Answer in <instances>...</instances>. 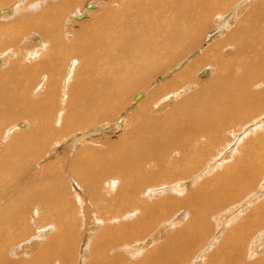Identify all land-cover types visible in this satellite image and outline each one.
Returning <instances> with one entry per match:
<instances>
[{
    "label": "bare ground",
    "instance_id": "1",
    "mask_svg": "<svg viewBox=\"0 0 264 264\" xmlns=\"http://www.w3.org/2000/svg\"><path fill=\"white\" fill-rule=\"evenodd\" d=\"M16 1L0 0V4L4 2L11 5ZM78 1L22 0L14 9L6 7L0 10V14H5L2 19L9 16L17 18L12 23H0V60L4 55L1 52L6 51L9 45L16 46L24 54L27 43H23L22 36L28 40L25 36L27 32L31 34L38 31L39 34L35 33L33 37L40 38V42L29 47L27 53L36 64L23 67L20 62L24 59L18 54L20 60L14 59L17 62L12 63L11 59V64L0 67V264H12L15 258H18L17 264H71L72 260L74 262V251L80 244L78 237L81 236L77 235L80 229L81 232L85 231V240L80 241L83 243L81 264H184L214 231L210 216L234 204L235 197L250 188V180L255 179L252 168L261 170L264 166V146L256 147L259 141L249 137L253 133L255 135L256 131L264 135V112L261 116L252 117L259 108L264 107V87L259 84H264V51L260 52L264 44V0H109L102 7L104 13L93 12V19L89 22L79 21L87 12L77 14L78 22H83L80 25L77 20L74 21L75 16L69 14L72 12L69 7L71 9ZM115 3L119 6L113 11ZM90 4L95 7V3ZM240 5L245 7L240 9ZM67 9L69 11L65 12ZM120 14L127 16L122 19ZM66 18L73 21L64 25ZM213 23L215 27L210 25ZM209 29L211 31L208 33ZM207 33L211 38L218 37L216 44L211 42L214 46L207 47L205 52L195 58L190 56L187 62H181L180 65L185 67L180 68L177 75L165 84L153 89L151 82L144 84V79L170 67L195 45H200L201 38ZM119 44L121 47L118 48ZM227 45L233 47V53L222 52ZM117 48H121V55ZM108 51L118 54L111 58ZM40 53L42 57L38 60ZM117 56H121V59ZM209 63L214 68L206 66ZM108 67L113 68L109 79V73L106 72ZM200 67L203 69V72L200 70L202 75L210 77L214 73L209 81L205 75L206 79L201 81H207L203 83L204 86L199 82ZM116 73L117 76L122 74L124 86H121L123 89L120 87L122 93L118 101L128 99L142 87L141 91L135 93V99L141 100L144 95L143 100L139 102L138 110L128 116V121L133 120L138 113L142 117L143 108L159 93L171 97L174 92L184 90L182 94H188L168 109L167 114L148 117L144 120L146 124L136 126L134 131L120 138L116 148L125 154L122 152L119 157L114 155V149L111 148H115L114 143L109 146L108 153L100 150L110 143L105 137L94 139L95 142L99 141L97 145H93V148L85 145L87 147L76 152L74 157L60 155L63 159H48L50 161L46 160L43 167L34 164L36 161L33 157L37 156L38 149L47 151L49 148L52 141L49 138L57 136L58 139V134L62 135L65 130L85 128L102 117L112 119L113 113L117 111V106L112 103L116 94L112 91L108 95L106 86L116 84ZM62 75L64 79L69 77L73 91L68 93V109L71 111L66 112L65 121L58 125L61 122L55 123V118H58L55 99L58 94H62L58 93ZM40 78L44 79V83L36 91L42 80ZM93 82L97 85L95 91L90 88ZM79 92L83 93L82 103L75 101L82 94ZM237 115L247 117L248 124L246 127L242 124V128L232 132H242V137L244 134L247 136L246 142L242 140L238 146L241 149L244 144L249 155L255 147L261 153L256 161L253 158L248 160V156L242 153L236 155L234 160L237 162L227 161L224 168L228 171L222 169L223 174H226L216 173L207 178L212 174L205 177L207 169L211 171L223 166H216L217 162L206 168L205 156L215 155L220 146L222 148L218 153L224 151L226 145H231L230 140L229 144H222L226 139L223 134L228 121L241 118ZM7 116L11 122L23 116L30 118V122L18 123L17 127L16 124L12 125L15 126L14 131L9 130L10 125H7V133H11L10 138L4 141L2 120ZM19 125L23 128H18ZM185 132H188L187 137H182L184 134L179 136ZM134 133L138 134L137 142L133 143L140 152L137 158L135 152L127 155L134 148L130 143L132 139H129ZM84 134L75 136L73 143L80 142L79 138ZM65 136L69 137L68 134ZM4 147L7 150L2 149ZM54 149L60 151L59 148ZM145 160L153 161L142 166ZM232 166L235 167V174L231 173ZM6 167L11 169L7 168L6 171L3 169ZM34 170L32 176L30 171ZM180 179L183 181L176 183ZM167 183L174 184L165 186L166 193L160 192V187ZM261 186L258 191L264 193ZM75 188L82 194L76 193ZM242 207L243 202L233 210L232 217L224 214L227 217L221 226L225 231L221 237L220 234L216 236L220 240L212 247L214 251L205 255L202 264H264V256L250 262L245 260L246 250L249 249L247 240L250 238L252 243V236H256L260 226L264 225V200L253 206L247 215L248 211H243L245 216H241ZM178 209L185 212L182 214L187 219L182 226L179 225L181 227L171 229L173 232L165 233L164 239L156 242L152 248L142 250V253L140 249H144L143 245L147 246L150 241L142 243L141 248L134 249L131 246L133 236L145 237L153 234L157 228L160 232V227H154L162 224L170 211ZM182 218L168 221L172 225ZM217 226L221 229V226ZM260 236L264 250V233ZM24 238L31 242L28 247L43 243L36 252L28 254V249L27 256H22L23 251H18L21 250L19 242ZM255 245V250L260 253L258 244ZM116 246H128L134 249L131 251L134 254L138 251V260L127 261L123 251H114Z\"/></svg>",
    "mask_w": 264,
    "mask_h": 264
},
{
    "label": "rangeland",
    "instance_id": "2",
    "mask_svg": "<svg viewBox=\"0 0 264 264\" xmlns=\"http://www.w3.org/2000/svg\"><path fill=\"white\" fill-rule=\"evenodd\" d=\"M107 1H109V0H80V1H78V3L76 4V5H73L72 7H71V9H70V7H69V10L70 11H72L71 13H69L70 15H74L75 16V18H74V21H76L77 22V24H81V23H83V22H78V18H76V15L77 14H80L81 12H87V14L86 15H84V14H82V16H83V18L82 17H80L79 18V21H84V22H89L90 20H92L93 19V17H92V13L93 12H98V14H103L104 13V11H103V9H102V7L104 6V5H106L107 4ZM22 2V0H17L16 2H13V3H11V5H9V3H1L0 4V10L1 9H5L6 7H8V8H10V9H14V7L16 6V4H19L20 5V3ZM90 3H95L94 5H95V7L93 8L92 7V5L90 4ZM89 4V5H88ZM118 4L119 5H122V4H120V2H118ZM117 3H115L114 4V6H115V8L113 9V11H115V10H117L116 8H118V5ZM245 4V3H244ZM243 4V5H244ZM243 5H240L239 6V8L240 9H243L245 6H243ZM77 8H78V10H77ZM81 9V10H80ZM68 9H67V11L65 10V12H68L69 11ZM75 10H77L76 12H73V11H75ZM248 11V10H247ZM7 15V14H6ZM19 16H20V12H19ZM120 16H122L121 18L123 19V16L124 15H122V14H120ZM125 16H127V14H125ZM124 16V17H125ZM5 17V14H0V23H12V22H14V21H16L17 20V18H15V17H12V16H9L8 18H5L6 19V21H5V19H2V18H4ZM69 19V20H68ZM83 19V20H82ZM3 20V21H2ZM70 20H72L71 18H66L65 20H64V25H67V24H70L72 21H70ZM208 20V19H207ZM211 23V22H210ZM211 26H214L215 27V24L213 23V24H210ZM259 26V25H258ZM213 27V28H214ZM75 28H78V27H75ZM136 28H137V26H136ZM135 28V29H136ZM213 28H211V30L213 29ZM227 28H231V27H227ZM210 29H209V31H208V33L211 31ZM214 30H215V28H214ZM35 31V30H34ZM114 31H116V33H117V29H115ZM119 31V30H118ZM31 32V31H30ZM39 34V32L37 31V32H31V34L29 33L28 34V32L25 34V36H26V39H28V40H25V39H23V38H25L24 37V35L22 36V41H23V43L24 44H26V49H25V51H24V54H23V52H20L21 50H18L19 48H16V46L14 47V46H7V52L4 50L3 52H1V55L2 54H4V55H2L1 56V59L2 60H0V67H3V68H5L4 67V65L6 64V63H9V64H11V59H12V63H15V62H17V61H14V59H21L22 58V62H20V65L22 64V66L24 65V66H30L29 64H36L35 63V61L34 60H30L29 59V55L27 54L28 52H29V50H28V48L29 47H32V45H35V44H38L37 43V41L38 42H40V38H35V37H33L34 35L33 34ZM208 33L207 34H205V37L203 36L202 38H201V42H200V45L199 44H197V46L195 45L193 48H191L190 49V51H189V53L188 54H186V56H182L181 58H179V59H177L175 62H173L171 65H170V67H168V68H165L164 70H160L159 72H157V74L156 75H153V76H150V77H148L147 79H144V84L148 81V83H150V86H151V88L153 89V87H159L160 85H162V83L163 84H165L167 81H169L170 79H172L173 78V76H175V75H177V73H178V70L180 69V68H182L184 65H180V63L182 62H187V61H189L188 59H190L192 56L195 58V56L197 57V55H199L201 52L203 53V52H205V50H206V48L208 47V48H210L211 46H214L215 44H216V42H217V40H218V37H214V38H211V36H209L208 35ZM29 35L31 36L30 38H28L29 37ZM210 35H213V34H210ZM39 37V36H38ZM203 39H204V41H203ZM36 41V42H35ZM205 42V43H204ZM211 42H215V44L214 45H211ZM30 44H31V46H30ZM112 45H114V47H115V44H114V42H112L111 43ZM111 44H107V45H111ZM205 44H206V47H205ZM14 47V48H13ZM118 48L119 47H121V45L119 44L118 46H117ZM200 47V48H199ZM10 48V49H9ZM16 48V49H15ZM117 48V49H118ZM197 48H199V49H197ZM16 51H15V50ZM199 51L198 53H196V51L197 50ZM9 50H11L9 53H8V51ZM13 50V51H12ZM119 51H120V55H121V48L120 49H118ZM232 50H233V47H231L230 45L228 46L227 45V47L222 51L223 53H225V54H227V52H232ZM0 51H2V50H0ZM14 51H15V53L16 52H18V53H14ZM235 51V50H234ZM262 51H264V44H263V46L261 47V50H260V52L262 53ZM193 52V53H192ZM6 53V54H5ZM108 53L110 54V56H111V58L112 57H115L118 53H112L111 51H108ZM233 53V52H232ZM12 54H14L13 56H12ZM22 55V57L21 58H19V55ZM116 54V55H115ZM194 54V55H193ZM16 55V56H15ZM220 55V54H219ZM4 56H6L5 58H4ZM38 60L42 57V53H40V55L38 54ZM191 56V57H190ZM221 56V55H220ZM10 57V58H9ZM192 57V58H193ZM26 58H28V60L26 59ZM117 58L118 59H121V56H117ZM220 58H223L222 56L220 57ZM26 60V61H25ZM213 60V59H212ZM8 61V62H7ZM28 62V63H27ZM4 64V65H3ZM187 64V63H186ZM185 64V65H186ZM23 66V67H24ZM206 66H208V67H210V68H214L213 67V64L212 63H209L208 65H206ZM177 67V68H176ZM185 67V66H184ZM108 69L109 70H107L106 72L107 73H109V74H107L108 75V79H109V75H110V73L112 72L111 70H113V68L112 67H108ZM200 70H202L201 72H203V69H202V67H200L199 68V73H201L200 72ZM110 71V72H109ZM169 71H172V72H169ZM181 71V70H180ZM212 72H213V70H211ZM174 72H175V74H174ZM177 72V73H176ZM171 73V74H170ZM118 74H120V73H118ZM169 74V75H168ZM214 74V73H213ZM213 74H212V76H210L211 78L213 77ZM198 75V73L196 74V76ZM206 76H208L207 74H205ZM205 75H202V73L200 74V76L201 77H199L200 78V80H199V82H200V85H202V86H204L205 84H203V83H206L207 81H209L210 80V77L208 76V77H206ZM120 76V78H118ZM203 76V77H202ZM63 77V78H62ZM121 77H122V74H120V75H118L117 76V73L115 74V80H116V84H113L112 86H110L109 87V85L108 86H106L107 87V89H106V91H107V93H108V95H109V93L111 92L112 93V91L114 92L115 91V94H116V96H115V98L113 99V101L114 102H112V103H114L113 105L114 106H117V111L116 112H114L113 113V117H112V119L110 120H108V118L107 119H105L104 117H102V118H99V119H97L96 121H95V123L94 124H90L89 126H87V127H85V128H80V129H78V128H74V129H70V130H65L64 132H63V134L62 135H59L58 134V139L56 138L57 136H55V137H53V138H49L50 140H52V141H50V146H49V148L47 149V151H44V150H42V148H39L38 149V153H37V156H34L33 157V160L34 161H36V162H34V164H36V165H39L38 167H40L41 165V167H43V164H45L46 162H48V161H50V160H48V159H51V161L52 160H56L57 158L58 159H63L62 157L64 156V155H68V156H70V157H74L75 156V154H76V152H78V151H80V150H82V149H84L85 147H87V146H89V147H91V148H93L92 146L94 145H97L98 143H99V141H94V139H98V138H102V139H104L105 137H107L108 138V140H109V142L110 143H108L107 144V146L105 147V146H103V148L102 149H100V150H103V152H105V153H108L109 152V146L111 145V144H115V148L114 147H111L112 148V150H113V153H114V155L116 156V157H119V156H121L123 153L122 152H124L123 150H122V152L120 151V149L119 148H116V146L118 147V145H119V142H120V138H122V137H124L125 136V134L126 133H128V132H132V131H134L135 130V128H136V126H138V125H141L142 123H145V119H148V117H156V116H159V115H161V114H167L168 113V109H170L171 107H173V106H175L180 100H181V97L182 96H185L186 94H188V93H186V94H182V93H184L183 91L184 90H178V91H176V92H174L172 95H174V96H172V95H170L171 97H169V95H167V96H165V93H159V96H157V97H154V99H153V101L150 103V104H148V106L146 107V108H143V110H145L144 111V113H142V117H140V115H139V113L137 114V115H135L134 117H133V120H131V121H128L127 120V118H128V116L129 115H131L134 111H136V110H138V108L140 107V104L141 103H139V102H141V100H143V97H144V95H142V99L141 100H137V98L135 99V93L136 92H139V91H141L140 89L142 88H140V89H138V91L136 90L132 95H130V96H128V99H125V100H123V101H118V99L120 98V95H121V93H122V91H121V88L122 87H124V86H122V84H123V82H122V80H121ZM207 78V81H205V82H201V81H204L206 78ZM40 79H42L41 80V82H40V84L39 85H37L38 87H36L37 89H36V91H38L40 88H41V83L43 84L44 83V79L43 78H40ZM50 79V78H49ZM120 79V80H119ZM69 80V77H66L65 79H64V76L62 75V76H60V84H62V85H59L58 86V90H59V88H60V92H58V93H62V94H58L57 96L58 97H56V99H55V101H56V105H58V111H57V117L58 118H55V123H57V122H61V123H57L58 125L60 124H62L64 121H65V116L67 115V113L66 112H70L71 110H69L68 109V105L70 104L69 102H70V98L68 97V93H69V91H73V89H72V82H71V84H70V82L68 81ZM119 80V81H118ZM49 81V80H48ZM108 81V80H107ZM117 81H118V83H117ZM120 82V83H119ZM202 83V84H201ZM69 84V86H67ZM121 84V85H120ZM259 84H260V86L261 87H264V84H263V82H259ZM93 85V86H92ZM154 85V86H153ZM71 86V87H70ZM122 86V87H121ZM259 86V88H261ZM67 87H69L68 89H67ZM97 87V85H96V83H92L91 85H90V88L91 89H93L94 88V91H95V88ZM105 87V88H106ZM121 87V88H120ZM198 87H196L195 89H197ZM49 89H50V86H49ZM123 89V88H122ZM157 89V88H156ZM110 90V91H109ZM17 91V90H16ZM62 91V92H61ZM67 91V92H66ZM78 90H76L75 92H77ZM192 91V90H191ZM117 92V93H116ZM80 94L82 93V92H79ZM152 93L150 92V95H151ZM62 96V97H61ZM82 97V98H81ZM174 97V98H173ZM58 98V99H57ZM81 98V99H80ZM160 98V101H159V103L157 102L158 101V99ZM62 99V100H61ZM82 100V101H80V100ZM79 99L78 98H76L75 99V101H79V102H83V93L80 95V97H79ZM58 100V101H57ZM64 100V101H63ZM108 100V99H107ZM117 101H118V104H117ZM108 102V104L110 105V103H109V100L107 101ZM62 103V104H61ZM65 103V104H64ZM67 103V104H66ZM157 103H158V105H157ZM230 103H231V101H230ZM65 107V108H64ZM73 107H76V106H73ZM61 109V110H60ZM76 109V108H75ZM264 110V107H262V108H259V111L258 112H256V114L254 115V116H252V117H256V116H261L260 114L262 113V112H264L263 111ZM84 112H86V110H83ZM65 112V113H64ZM235 113V111L233 110V114ZM61 114V115H60ZM154 115V116H153ZM60 116V117H59ZM237 116H239V115H237ZM239 117H241V118H239V119H237L236 121H238V123L235 121V119H233V120H231V121H228L227 122V124L228 125H226L227 127H230L229 128V130L227 129V127H226V130H225V133L223 134V137H225L226 139H224V141H223V143L222 144H226L225 142H227V144H229L228 142H229V140L231 141V145L230 146H228L227 147V145L225 146V149H224V151H221L220 153H218V151H219V149H221L222 147L220 146L219 148H218V150L216 151V154L215 155H217V153L218 154H220V155H217V156H215L214 154H210V155H208V156H205V159H204V162L205 163H207V166H206V168L207 167H209V166H213L214 165V163H217V162H219V163H217L216 164V166H219V165H221V166H223L222 168L220 167V168H217V169H212L211 171H208V169H207V175H205V177H207L208 176V174H210V173H212V174H210L207 178H210L211 176L213 177L216 173L217 174H223V170L225 169V170H227V168H224L225 166H227V163L228 162H230V161H236V160H234V156H235V158L237 157V156H239V155H241V153L245 156H248V157H246L248 160L250 159V160H252V158H253V161H256V159H258V157H259V155H260V153H261V151H258V150H260V149H256V147H262V146H264V135H263V133L262 132H258V131H256L255 132V135H254V133H253V135H250L249 137H252V138H256V141H259L258 142V144H257V146L252 150L253 152H251V154L249 155V153H247V151L245 150V145L243 144V145H241V146H243V147H241V149H240V147L238 146V144L240 143L241 144V141L242 142H244L245 140H246V135L244 134V137H242L243 136V133L242 132H238L237 134H233L232 132H233V130L234 129H240V128H242L244 125H245V127L248 125V124H246V122H247V117H242V115L241 116H239ZM65 118V119H64ZM57 119V120H56ZM59 119V120H58ZM63 119V121H61ZM103 119V120H102ZM251 119V118H250ZM2 120V119H1ZM28 120H29V122H30V118H28V117H19V118H17L16 120H14V121H12L11 122V120H10V118H9V116H7L6 118H4L3 117V120H2V126H3V128H4V130L2 131V138L4 137V141H7L9 138H10V133H11V131L9 132V133H7L9 130H12V131H14L13 130V128L16 126L17 127V125H18V123H22V122H28ZM99 120V121H98ZM124 120V121H123ZM257 120H258V118H257ZM5 122H6V124H5ZM101 122V123H100ZM108 122V123H107ZM231 122V123H230ZM240 122V123H239ZM241 122H243V123H241ZM147 123V122H146ZM145 123V124H146ZM14 124H16L15 126H12V125H14ZM234 124V125H233ZM235 124H238V125H235ZM242 124H244V125H242ZM7 125H10V128L7 126ZM231 125V126H230ZM7 126V127H6ZM121 126V127H120ZM241 126V127H240ZM263 126H264V121H263ZM120 127V128H119ZM245 127H244V129H245ZM255 127V126H254ZM8 128H9V130H8ZM18 128H23V127H20V125L18 126ZM87 128V129H86ZM104 128H107V130L105 131L104 130ZM111 128H114V129H112V131L110 130ZM98 129V130H97ZM8 130V131H7ZM76 130V131H75ZM85 130V131H84ZM89 130H90V132H89ZM251 130H253L252 128H251ZM263 130V129H262ZM78 131V132H77ZM79 131H82L81 133H79ZM66 132H68V133H66ZM70 132V133H69ZM74 132V133H73ZM87 132H89V133H87ZM246 132V131H245ZM85 133V134H84ZM87 133V134H86ZM93 133V135H91ZM66 134H68V136L69 137H67V136H65ZM71 134V135H70ZM82 134H84L82 137H80L79 139V141L80 142H78V143H73V141H72V139L75 137V136H81ZM184 134V136H182ZM188 132H185V133H180L179 134V136L181 137H187L188 135ZM258 134H260V135H258ZM55 135V134H54ZM225 135H227V137L225 136ZM136 136H138V134L137 133H134L133 134V137H130L129 139H132L131 141H130V143H131V146L132 147H134L133 146V143L134 142H137L136 141ZM260 136H263V137H260ZM65 137H66V139H65ZM236 137H237V142H236ZM260 137V138H259ZM93 138V139H92ZM241 138V139H240ZM1 139V138H0ZM57 139V140H56ZM60 139V140H59ZM63 139V140H62ZM83 139V140H82ZM129 139H127V140H129ZM260 139H262V140H260ZM3 140V139H2ZM55 141V142H54ZM171 141H173V140H171ZM255 141V142H256ZM53 142V143H52ZM65 142V143H64ZM118 142V143H117ZM246 142V141H245ZM58 143V144H57ZM260 143V144H259ZM74 144H76V146H75V148L76 149H74ZM85 145H87V146H85ZM66 146V147H65ZM78 146V147H77ZM137 146V145H136ZM135 146V147H136ZM232 146V147H231ZM51 147H54V148H59L60 149V153L59 152H57V150L58 149H56V151H55V149L54 148H51ZM64 147V148H63ZM68 147V148H67ZM133 148V149H130L128 152H127V155L129 156V153L132 155L133 154V152H135L136 153V155H135V157L137 158V157H140V152H139V150H137L136 148ZM62 148V149H61ZM66 148V151L64 150ZM2 149H5V150H7V148H2ZM51 149V150H50ZM217 149V148H216ZM230 149H235L234 151H232V150H230ZM238 149L240 150V151H238ZM35 150H36V147H35ZM116 150V151H115ZM231 152H230V151ZM42 151V152H41ZM70 151V152H69ZM242 151V152H241ZM0 152H2V150H0ZM50 152V153H49ZM52 152V153H51ZM112 152V151H111ZM233 152H237L235 155H232L233 154ZM42 153H44L43 155H42ZM49 153V154H48ZM230 153V154H229ZM239 153V154H238ZM248 155H247V154ZM124 154H125V152H124ZM225 154V155H224ZM258 154V155H257ZM55 155V156H54ZM62 157H61V156ZM228 155V156H227ZM237 155V156H236ZM256 155V156H255ZM0 156H2V153H0ZM59 156V157H58ZM227 156V157H226ZM243 156V157H244ZM61 157V158H60ZM170 157H172V158H174L173 156H170ZM214 157H216L215 159H214ZM242 157V158H243ZM208 158H209V160H208ZM222 158V159H221ZM246 158H245V161H246V163H248L247 162V160H246ZM211 159V160H210ZM220 159V160H219ZM47 160V161H46ZM208 160V161H207ZM46 161V162H45ZM139 162H140V159L138 160ZM137 161V162H138ZM151 161H153V160H148V161H142V166L143 165H148ZM216 161V162H215ZM226 161V163H224ZM228 161V162H227ZM57 162V161H56ZM136 162V161H135ZM138 162V163H139ZM237 162V161H236ZM235 162V163H236ZM98 163V162H97ZM221 163H224L223 165L221 164ZM247 167H249V166H247ZM10 170L11 168H9V167H6V168H3V169H5L6 171L8 170V169ZM135 168V169H134ZM215 168V167H214ZM234 168L235 167H233L232 166V168H230V170H231V173L232 174H235L236 172L234 171ZM133 169L134 170H136V167H134L133 166ZM223 169V170H222ZM233 169V170H232ZM254 171H255V176H254V180H250V182H251V185H250V188H248L247 190L246 189H244L243 191H247V193L246 192H244V194H243V191L242 192H240L241 193V195H243V196H241V195H239L238 197L236 196L235 197V199H236V202H234V204H232V205H230V206H227V207H224V209L222 208V209H220V211H221V213L219 212V210H218V213H216L215 212V214L212 216H210V224L212 225V227L211 228H213V230L214 231H212L211 232V234H210V238H208L207 240H205L206 242H204V244L203 245H201L200 247H198V250L197 251H195V253L193 254V256L191 255V257L188 259V260H186V262H184V264H202V261L204 260V258H205V255L209 252V253H211V252H213L214 251V249H212V247H214L215 245H217L216 243L218 242V240H220V237L223 235V233H224V229H222V223L224 222V220H225V218L229 215L230 217H232L231 216V214H232V212H233V210L234 209H236L237 208V206L238 207H240V204H242V202H243V207L240 209L241 211H242V214H241V216H243L245 213L244 212H246V211H248L245 215H247L250 211H251V209L253 208V206L254 207H256V205H258V203L259 202H261L262 200H264V193H261L260 191H258L260 188V186H261V189H264V166H263V170L261 169V170H258V169H256V168H252ZM202 170H205V169H203L202 168ZM202 170H199L198 172H200V171H202ZM35 171L36 170H34V171H30V173H31V175L33 176L34 174H35ZM228 171V170H227ZM8 173V172H7ZM227 173V172H226ZM226 173H224V174H226ZM223 174V175H224ZM188 176V175H187ZM182 179H180V180H178L179 182H176V183H180V181H181ZM72 181V180H71ZM70 181V182H71ZM167 181V180H166ZM183 181V180H182ZM181 181V182H182ZM254 181V182H253ZM111 182H112V180H111ZM252 182H253V184H254V190L252 191ZM169 184H174V183H167L166 185H163V186H161L160 188V192H161V190L163 191V193H166V192H164L165 191V189H167V187H165V186H167V185H169ZM187 185H189V184H187ZM257 185V186H256ZM46 186L48 187V185L46 184ZM192 187H194V185H191ZM69 187H70V185H69ZM256 187V188H255ZM181 188H185V187H180V189ZM252 188V189H251ZM259 188V189H258ZM76 189H78V188H75L74 190H75V192L76 193H78V194H82L81 193V191H79V192H77L76 191ZM249 190V191H248ZM251 190V191H250ZM186 191H188V190H186ZM186 191H185V193H186ZM250 192H252V193H250ZM162 193V194H163ZM184 193V192H183ZM239 193V194H240ZM250 193V194H249ZM77 194V196L79 197V195ZM259 195V197H256V196H258ZM179 195V194H178ZM184 194H182L181 196H183ZM244 195H246L245 197H244ZM256 195V196H255ZM82 197H84V195H81ZM179 197V196H178ZM242 197V198H241ZM253 197H255V199H253ZM157 198H159V196L157 197ZM240 199V202H238L239 200L238 199ZM260 198H262V199H260ZM178 199H180V197L178 198ZM245 199V200H244ZM86 200V199H85ZM247 201V202H246ZM250 201V202H249ZM238 202V203H237ZM249 202V204H246V203H248ZM254 203H256L255 205H253ZM246 204V206H244ZM251 204V205H250ZM249 207V208H248ZM245 208V209H244ZM179 209H181V207L179 208ZM178 209V211H170L169 213H170V215H169V217L167 218V219H165L164 221H162L161 223L162 224H158L157 226H155L154 228H156V227H160L159 229H161L160 230V232L158 231V228H157V230H155L154 232H153V234H149V235H147V236H145V237H143V235H136V236H133L132 238V242H131V246L134 248V249H136V248H141L140 246H141V244L142 243H146V242H148V241H150L148 244H147V246L146 245H143V247H144V249L142 248V249H140V253H142V250H144V251H146L147 250V248L148 249H150V247L152 248L153 246H154V244L156 243V242H159V241H161L162 239H164L165 238V236H166V234H170L171 232H173V230H171V229H177V228H179V227H181L182 225L181 224H183V222L185 223L186 221H187V219L185 218V214L183 215L182 213H185V212H181V210H179ZM244 211V212H243ZM227 212V213H226ZM171 213H172V215H171ZM78 214V216H80L81 217V215H80V213H77ZM91 214H93V213H91ZM223 214V215H222ZM227 215L226 217H225V215ZM235 214V213H234ZM222 215V216H221ZM244 215V216H245ZM30 216H33V214H31ZM183 216V218L182 219H180V221L179 222H173L174 223V225H173V223H172V225H170V223L171 222H169V221H172V220H177V219H179L180 217H182ZM83 217H84V214H83ZM185 219H186V221H185ZM169 220V221H168ZM167 222V223H166ZM164 223V224H163ZM167 225H166V224ZM84 224H85V222H84ZM162 225V226H161ZM179 225H181V226H179ZM217 225H219V227L221 226V229H219L218 228V226ZM169 227V228H168ZM164 229V230H163ZM82 230H83V228H82ZM220 232V233H219ZM166 233V234H165ZM213 233V234H212ZM222 233V234H221ZM262 233H264V225H262V226H260V228H259V232H258V234L256 235V236H252V237H254V238H252V243L250 242V238L247 240V242H246V246L247 247H249V249L248 248H246V249H248V250H246V255H245V260L247 259L248 260V262H250V261H254V260H257V259H259L261 256L263 257L264 256V250H263V248H262V246H261V241L259 240L262 236H260ZM83 234L85 235V231L83 230L82 232H81V229L80 230H78V232H77V235L78 236H81V237H78V242L80 243L77 247H76V250L74 251L75 253H74V262H73V260H72V262H71V264H81V255H80V251H81V248H82V245H83V243L82 242H80V241H84L85 240V238H84V236H83ZM160 234V235H159ZM220 234V237L218 236L217 238H216V236L217 235H219ZM159 235V236H158ZM82 236H83V238H82ZM141 237V238H138V237ZM149 236V237H148ZM148 237V238H147ZM151 237H153V238H151ZM28 238V237H27ZM82 240H81V239ZM151 238V239H150ZM159 238V239H158ZM153 239V240H152ZM210 239V240H209ZM136 240V241H135ZM152 240V241H151ZM32 241V240H31ZM251 244H250V243ZM31 242H30V240H28V239H26V238H24L23 240H21V242H19V246H20V248H21V250H19L18 251V253H20L21 251H23V255L22 256H25V254H26V251L28 250V254H31L32 253V251H34V252H36L38 249V247L43 243H41L40 245H38V244H35V245H33V247H28V246H31V245H29ZM248 243V244H247ZM255 243L256 244H258V249H260V253H258L255 249H256V245H255ZM130 246V247H131ZM31 248H35V250H33V249H31ZM80 250H79V249ZM114 249V251L115 252H120V253H122V251H123V253H124V255H125V258L127 259V261L129 260L130 262L131 261H137L138 260V257L140 256V255H138L137 256V254H138V251L134 254L133 252H131L132 250H134V249H130L128 246L127 247H122V246H116V247H114L113 248ZM201 249V250H200ZM203 253V254H202ZM259 254V255H258ZM26 256H27V254H26ZM77 256V257H76ZM19 258H20V256H19ZM80 258V259H79ZM207 258V257H206ZM16 260L14 261L13 260V262H12V264H17V259L18 258H15ZM132 259V260H131ZM83 260V259H82ZM57 264V263H56Z\"/></svg>",
    "mask_w": 264,
    "mask_h": 264
}]
</instances>
